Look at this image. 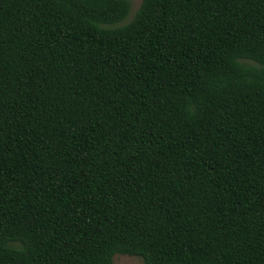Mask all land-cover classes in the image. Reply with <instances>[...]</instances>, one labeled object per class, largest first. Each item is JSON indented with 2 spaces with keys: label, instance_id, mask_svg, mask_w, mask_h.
Here are the masks:
<instances>
[{
  "label": "trees",
  "instance_id": "obj_1",
  "mask_svg": "<svg viewBox=\"0 0 264 264\" xmlns=\"http://www.w3.org/2000/svg\"><path fill=\"white\" fill-rule=\"evenodd\" d=\"M0 0V264H264V0Z\"/></svg>",
  "mask_w": 264,
  "mask_h": 264
},
{
  "label": "rangeland",
  "instance_id": "obj_2",
  "mask_svg": "<svg viewBox=\"0 0 264 264\" xmlns=\"http://www.w3.org/2000/svg\"><path fill=\"white\" fill-rule=\"evenodd\" d=\"M129 4L128 12L123 20L115 24L116 26H121L126 24L131 20L133 17L140 0H126ZM112 264H141V260L137 257L128 256V255H121V254H114L111 258Z\"/></svg>",
  "mask_w": 264,
  "mask_h": 264
}]
</instances>
